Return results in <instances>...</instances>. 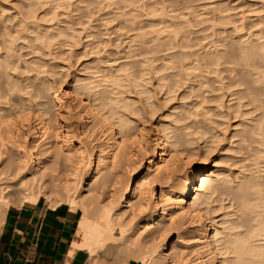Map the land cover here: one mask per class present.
Listing matches in <instances>:
<instances>
[{
	"label": "bare ground",
	"instance_id": "6f19581e",
	"mask_svg": "<svg viewBox=\"0 0 264 264\" xmlns=\"http://www.w3.org/2000/svg\"><path fill=\"white\" fill-rule=\"evenodd\" d=\"M26 1L22 5L25 11L10 16V28L4 24L3 30L0 29V122L9 119L14 122L0 128V225L10 205L34 203L43 198L51 207L65 203L81 212L77 228L79 239L72 242L70 252L86 250V264H177L183 257H194L188 264H264V67L262 63L258 66L256 61L257 58L264 60V41L250 44L248 39L244 43L239 39L243 44L236 48L231 45L226 50L216 48L210 53L198 55L194 51L196 47L190 49L195 45L191 46L186 38L181 39L182 36L174 31L172 34L165 32L156 42L149 40L153 46L148 44L150 47L147 50L152 53V60H162L160 65L155 66V62L153 65L151 61L147 65L146 60L147 66L136 75L129 70L124 72L123 68L127 69V66L115 68V71H111L110 67L107 72L99 71V75L98 71H92L96 67L89 72L87 67L88 73L74 78L68 86V93L47 99L43 94L47 90L44 78L31 82L29 77L18 76L20 73L16 69L23 57L21 50L41 51L46 43H53L59 36L58 31L49 32L52 27L42 29L44 24L39 20L49 13L56 17L59 13L56 8L63 4L60 0H53L51 11L49 6L48 11L42 13L41 7L46 0ZM70 32L68 36H71ZM28 33L32 35L29 42H17L27 39ZM140 34L142 39L143 35L147 36V32ZM176 36L180 38L181 47L178 48L186 50H178L177 53L172 50V53L169 50L175 47ZM167 50L169 53L159 55ZM34 60L29 70L39 76L46 62ZM238 60H242L241 63ZM48 71L51 72L50 69ZM151 71L153 76L162 71L156 85L167 95L164 98L166 103L182 87L181 81L189 76L192 78L187 85L188 94H182L195 100L181 111L193 118L199 114L197 107H201V115H208L207 121L214 133L210 141L202 138L206 150H201L206 155L220 143L219 140L227 138L220 130L226 129L228 120L238 119L227 127L233 130L230 137L238 138L235 153L239 155L232 157L233 163L240 166L234 178L222 177L220 173L221 177L215 175L208 157L201 155L183 171L180 178L166 184L165 179L176 172L180 153L185 151L187 156H194L196 152L190 146L181 148L184 142L172 135V128L163 120L148 128L153 139L147 148L149 152L146 150L148 156L143 168H132L124 176L119 175V169L139 162L135 160L136 155L130 146L134 140L145 142L143 133L147 128L143 127L144 123L141 124L143 119L140 121L138 117L151 115L147 112L154 114L158 110L152 93L154 90L148 87L145 78ZM222 73L224 76L220 77ZM204 74H214L218 87L215 88L212 83L215 80L209 81L210 78L208 80ZM223 79L227 82L223 83ZM231 86L235 89L232 90ZM214 90L220 94L206 95ZM227 90H230L228 96L231 100L236 101L228 103V106L223 102ZM132 94L137 97H132ZM67 95L69 100L64 104L62 100ZM138 100L140 105L137 107L135 103ZM205 102H215V108L208 104L204 106ZM135 121H140V124ZM196 125L193 121L186 126L194 129L188 134L197 133ZM78 136L84 137L83 143H90V147L84 149ZM193 138L186 142H193ZM94 139L96 143L92 142ZM157 184L160 189L156 192L154 185ZM216 192L218 196L230 197L226 198L233 210L227 213L234 218L229 219V214L225 213L227 220L219 223L209 216L218 209L217 206L211 207L218 199L213 198ZM142 209L147 211L142 214ZM218 224L224 227L220 228ZM172 231H176V241H170ZM107 259L113 262L109 263Z\"/></svg>",
	"mask_w": 264,
	"mask_h": 264
},
{
	"label": "rangeland",
	"instance_id": "374dc122",
	"mask_svg": "<svg viewBox=\"0 0 264 264\" xmlns=\"http://www.w3.org/2000/svg\"><path fill=\"white\" fill-rule=\"evenodd\" d=\"M46 1H47L48 5H47ZM46 1H45L44 5H42V7H41L42 13L45 10L48 11L49 6H50L49 10L51 11L52 6L54 5L53 0H46ZM60 1L59 2L63 4L62 7L59 6L60 7V8L58 7L59 9L56 8V11L58 10V12L60 13V16H58L59 13L57 12L58 13V15L56 16L57 18L54 16V18H56V19H54L52 17L53 14L49 13V15L46 14L47 16L46 15L43 16V19L39 20V22H41L42 25L44 24L42 29L44 28V30H45V28H46V30H49L52 27L51 28L52 30L50 29L49 32L54 31L53 33H55L58 31L62 34L59 33L58 34L59 36L56 37V40L55 39L53 40L54 41L53 43L52 42H50L51 44L46 43L45 47L47 46V44H49V45L46 48L43 47L42 48L43 50L41 49V51L31 52L27 49L21 50L20 54H23V57H21V61H19V64H18L19 68L17 67V69H16V72L20 73V75H18V76H20L21 78H28L29 77L31 82L32 81L37 82L41 78L42 79L44 78L43 80L45 82L47 81L46 87H47L48 92L46 90L45 93H43V94H45V98H47V99H53L54 96L60 97V96H63V94L68 93L69 92L68 86L72 83L73 79L84 77L85 76L84 74L88 73L89 70H92L94 67H96V68L93 69L92 71H98L97 72L98 74L96 73L97 75H99V71H100V73L105 72V71L106 72L109 71L110 67H111L110 68L111 71H115V68L116 69H118L119 67L123 68L124 66H127L126 67L127 69H125V67L123 68L124 72H126V70L127 71L129 70L128 71L129 73L133 72L131 74L135 73V75H136V74H140L139 70L142 71L150 63L153 64L155 62V66L160 65L162 60L161 59L160 60H152L150 58V57H152L151 56L152 53L151 52H150L151 54L148 53L147 50L150 46H153V42L151 43V41L153 40L154 42H156L155 40L158 37L159 38L163 37L165 32H168V33L171 32L170 34H172V31H174V32H176V35H179V37L182 36L181 39L186 38L187 40L185 39V41H188V43L191 46L195 45V46H193V48H190V49H194V47H196L194 49V51L198 55H201V54L203 55L204 52L208 53L209 51H212V50L214 51V49H216V48H218L220 50H226L231 45H232V47L234 45V47L236 48V46L237 47L241 46L245 42L244 40H247V39H248V41L249 40L251 41L250 44L253 42H254L253 44H255V43H259L261 41H264V36H263L264 35V0H93V1H91V0H67L68 2L66 0H63V1L60 0ZM18 2L20 3V5ZM26 2H27L26 0L25 1L24 0H0V29L3 30L4 26L8 29L10 28V23H9L10 22V16L16 15L17 12H19V11H22V12H23V10L25 11V7L22 8V5L25 4ZM19 6L21 9L19 8ZM17 8H19V9H17ZM7 17H9V19H8L9 21H7ZM49 19H50V21H49ZM57 19H59V20H57ZM131 19H133L135 22L133 23L132 22L133 20H131ZM128 20H129V23H131V24L128 23ZM60 24H62V25H60ZM47 27H49V28H47ZM66 27H70V28H66ZM71 28H72V30H71ZM70 30L72 33L70 32ZM160 31H163V32H161V34H160L159 33ZM69 32H70L71 36H68ZM146 32H147V36L143 35V37L145 36L144 37L146 39L145 40L144 38L142 39V35L140 33L146 34ZM64 33H66V34H64ZM168 33H167V35H168ZM30 35L31 34L28 33L26 35L27 39L18 40L17 42L26 44L31 39L32 35L31 36ZM60 35H62V36H60ZM66 35L68 37H65ZM135 35L136 36L140 35V37H138V36L136 37ZM72 36H73V38H72ZM153 36H155V37H153ZM249 37H251V38H249ZM60 38H63V39H60ZM64 39H66V40H64ZM140 39H142V40H140ZM239 39L242 40L243 43ZM0 40H1V36H0ZM130 40H132V42ZM144 40H145V42H144ZM149 40H151L150 43H149ZM174 41L175 42H173V43L175 44V47L171 48L169 51H171L172 53H174V52L177 53L179 51L186 50L184 48H181V49L178 48V47H181L180 46V38L177 37ZM135 42H136V44H135ZM130 44H131V46H130ZM148 44L150 46H148ZM176 45H178V46L176 47ZM213 45H214V47H213ZM222 45H224V46H222ZM139 46H141V47L139 48ZM134 47H136V49ZM144 47H146V48H144ZM223 47H224V49H223ZM128 48L130 50H128ZM137 48H139V49H137ZM142 48H144V49H142ZM141 49L143 52H141ZM145 49H146V51H145ZM132 50L137 51V53L136 52L134 53V51H132ZM126 51L130 54L128 55ZM169 51L167 50L165 52H161L159 55H161V54L163 55L164 53H169ZM0 52H1V50H0ZM139 53H141V55ZM38 54H40V55H38ZM42 54H44V55H42ZM131 54H132V57L130 56ZM135 54H136V57H135ZM31 55L34 57H32ZM25 57H27V58H25ZM39 57L42 59H40ZM34 59H37V60L39 59L43 63L46 62L45 66L40 69L42 72L40 73L41 75L39 74V76H38V74H36L35 71L29 70V68L32 66L31 65L32 61H35ZM146 60H147L148 64H147ZM159 61H160V64H159ZM238 61H239L238 63H241L242 60H238ZM256 61H257L258 66L262 63L261 66L264 67L263 58H257ZM111 62H113V63H111ZM24 63H25V65H24ZM140 63L141 64L145 63V64L141 66ZM156 63H158V64H156ZM121 65H123V66H121ZM25 66L27 68H25ZM132 66H133V68H132ZM46 67L48 69H50V71H51L50 73H48L49 71ZM137 67H138V69H137ZM107 68H108V70H107ZM130 68L132 69V71ZM134 68H136V69L133 70ZM18 69H20V71ZM87 69H88V72L86 71ZM160 70H162V69H160ZM53 71H54V73L52 74ZM84 71H86V72H84ZM165 71L166 70H164L163 73ZM168 71H170V70H167V72ZM44 72H46L45 75H42V74H44ZM21 73L24 74L25 76L22 75ZM160 73L162 74V71L157 72V75L155 74L156 76L155 75L153 76L154 72L152 73V71H151V73H149L145 76V78H147V84L149 83L148 87L151 86L150 87L151 90H154V92H152V93L155 95L154 100L158 104V110H156V112L154 114L147 112L148 114H151V115H146V114H145L146 116H143L144 114L140 115V116L137 115V116H139L138 118L140 119V121H141V119H143L141 121L142 122L141 124L144 123V125H145V126L143 125V127L147 128V129H144L145 132L143 133L144 134L143 136H145V140H144L145 142H139L137 140H134L131 143L130 150H132L133 153H135V155H136L135 160H139V162L137 161V163L134 164V166L133 165L129 166L126 169H119V175L120 176H124L129 169L136 168L135 170H137L138 168H141V167L143 168V166L146 163V159H147L146 157L148 156V152H149L148 147L151 145L150 143L152 142V139H153L151 134L149 133L148 128L150 126H152V124H154L158 121H161V120L164 121L163 123H165V125H168V127L172 128L171 133L173 136H178L184 142L183 145L181 146V148H189V146H190L192 149H195L196 154L194 156L196 158H199V157L201 158V155L202 156L206 155L205 152L203 151L205 149L204 148L205 144L202 143V142H204L203 139L208 138V140L210 141L211 139H209V138L214 133V131H213L214 129H212V127L209 125V123L207 121L208 115L205 117L203 115H201V112H202L201 107H197L196 111H198L197 113H199V114H198V116H193V118H192V116L188 117L186 114H184V112H182L183 110L181 111V109L187 108L191 104V102L195 100L192 97L189 98V96L183 97L184 93L186 95L188 94V86L187 85L191 83L192 78L189 76V78H191L189 81H188L189 78L188 79L185 78L183 81H181V82H183L182 87L178 88L177 92H175V94L172 95L173 99L171 98L172 100H169L168 103H166L164 98L167 95L164 94V90H161L158 87V85H156L158 83L157 79H158V77H159L158 75H160ZM29 74H30V76H29ZM223 74L224 73H222L220 75V77H223L224 76ZM204 75L206 76V78L208 77V80L210 78L209 81H211L212 79H213V81L215 79L217 80V78L214 74H211V75L210 74H207V75L204 74ZM147 76H149V77H147ZM45 78H47V80ZM149 78L151 79V81ZM216 80H215V83L212 82L215 88L218 85L216 83ZM222 81H223V83H226L227 79H223ZM51 83H53V85ZM49 84L51 85V88H49L50 87ZM155 86L159 89L155 88ZM231 88H232V86H231ZM236 88H237V86H236ZM57 89H59V90L57 91ZM234 89H235V86H234V88H232V90H234ZM54 90H56L57 92ZM224 91H226V90H224ZM228 91L230 92V90H227V92ZM229 92L228 93L225 92L226 94L223 98V102L226 104V106H228L227 105L228 103L233 104L234 102H236L234 99L231 100V97L228 96ZM213 93L214 94L215 93L220 94L218 90H214L210 93H207L206 95L207 96L208 95L214 96V95H212ZM134 94H132V97L133 96L137 97ZM178 95H179V97H178ZM215 95H217V94H215ZM228 98H230V99H228ZM68 100H69V97L67 95V96L63 97L62 102L64 104L65 103L67 104ZM185 100H187V101H185ZM139 102L140 101L138 100V103H135L136 104L135 106L138 107V105H140ZM169 102H171V103H169ZM214 103L215 102H207L208 106L209 107L211 106L212 108L213 107L215 108ZM207 104L205 102L204 106H207ZM141 105H143V104H141ZM173 105H175V106H173ZM164 106H166V108ZM173 108H175V109H173ZM145 109H144V111H145ZM222 109H224V108H222ZM215 110H216V112H218L217 109H215ZM147 111H149V109ZM228 111H232V109H230ZM179 112H181V113H179ZM177 116H178V118H177ZM209 117H210V115H209ZM214 119H215V117H214ZM190 120H191V122L195 121V123L198 124V125H196L197 129H195V131H197V133H195V134L193 133V135H190L188 133L193 132L194 129L191 127H189V128L186 127L188 124L191 123ZM237 120L238 119L228 120L229 123H227V127L229 124H234V122H236ZM139 122L135 121V123L140 124ZM188 122H190V123H188ZM224 126L226 127V125H224ZM227 127H226V129L220 128L221 129L220 131H222L224 133V134L222 133L224 135V138L225 137H227V138H225V140H223V136H222V138L220 137L221 140H223V141L219 140L220 143H218V145H215L214 149L212 148L209 151L210 153H208V155H206V156L208 157L207 161L210 163L211 171H213L215 175L220 173L222 175V177H228L229 176L228 177V179H229L230 176H231V178L232 177L234 178L237 175L236 173H237L238 167L240 165L233 163V157L234 156L236 157L237 155H239V154L235 153L237 151L235 148H237L236 145L238 143L235 141H238V138L237 139H236V137L231 138L230 134H231L232 129L230 126H229L230 128H227ZM186 132H187V134H185ZM186 135H187V137H186ZM193 136H194V138H193ZM191 137L194 139V141L190 142V143L186 142ZM229 137L231 138V140ZM195 138H196V140H195ZM92 139H93V137H92ZM92 139L90 138L89 140H92ZM78 140L79 141L81 140V142L83 144V145L81 144L82 147L85 146L84 149L90 147V145H89L90 143H88V142H86L85 144L83 143L84 137L78 136ZM92 142L96 143L97 140L95 141V139H94V141H92ZM216 143H214V144H216ZM143 145H145V146H143ZM227 146H228V149L226 148ZM252 146L255 148L256 144L253 143ZM144 147H145V149H144ZM229 147L231 149H229ZM197 148H198V150H197ZM201 149H203V150H201ZM72 150H74V149H72ZM143 150H144V152H143ZM146 150H148V152ZM233 150H235V151H233ZM214 151H216V152H214ZM140 153H142V154H140ZM187 155L188 154L185 151H182L180 153V162H178L179 165L178 164L176 165L177 169H176V172L174 173L175 177L173 175H171V178L165 179L166 184L167 183H173L175 181V179L180 178L182 176L183 171L190 166L188 164V157L189 156H187ZM141 158H142V160L140 161ZM74 160L75 159L72 157V161H74ZM72 166H73V163H72ZM228 166H230V167H228ZM220 174H218L219 177H221ZM170 179H171V182H170ZM154 186H155L156 192L159 191L160 185L157 184ZM213 196H214L213 198L215 200H216V198H218L219 200L217 199L218 201L216 200V202L213 201L214 203L211 204V207L217 206L218 209L216 207V209H217L216 212H214L213 214L211 213V215H209V216L211 218H214L215 221L220 223L221 220L222 221H224V219L227 220V218L225 217L226 216L225 213H227L229 211L231 212V210H233V208L231 206L230 207L232 209L229 208L230 204L228 201H229L230 197L226 196L229 198V199H227L226 197H224V195L218 196L217 192L214 193ZM221 199H223V201H221ZM16 205H18V204H16ZM227 214H229V213H227ZM228 216H230V214ZM232 217L234 218V216H232ZM232 217L230 216L229 219H231ZM206 221H208V220H206ZM218 225L220 226V228L222 227L221 224H218ZM78 239H79V236H77L76 240H78ZM170 239H171L170 241H176L177 240L176 231H172V236L170 237ZM193 259H194V257H183V259L182 260L180 259L177 264H188L189 261L191 262ZM106 261L109 263H111V261L113 262L112 259H107Z\"/></svg>",
	"mask_w": 264,
	"mask_h": 264
},
{
	"label": "crops",
	"instance_id": "0c3cea01",
	"mask_svg": "<svg viewBox=\"0 0 264 264\" xmlns=\"http://www.w3.org/2000/svg\"><path fill=\"white\" fill-rule=\"evenodd\" d=\"M80 215L65 203L51 207L43 198L10 205L0 225V264H86L84 249L67 255Z\"/></svg>",
	"mask_w": 264,
	"mask_h": 264
},
{
	"label": "snow or ice",
	"instance_id": "6c2138e0",
	"mask_svg": "<svg viewBox=\"0 0 264 264\" xmlns=\"http://www.w3.org/2000/svg\"><path fill=\"white\" fill-rule=\"evenodd\" d=\"M13 123H14V122H13L11 119H9V120H7V121H2V122H0V128H2V127H8V126L12 125ZM195 160H196V157H195V156H189V157H188V164H189V165L193 164V163L195 162ZM145 211H147V210H146V209H142V214H143V212H145ZM24 250H25V251H28V249H27L26 246L24 247ZM67 255H68V256H71L72 253H71V252H68Z\"/></svg>",
	"mask_w": 264,
	"mask_h": 264
}]
</instances>
